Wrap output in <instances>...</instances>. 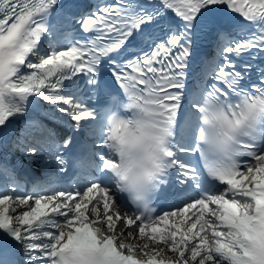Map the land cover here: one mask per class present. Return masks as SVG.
Masks as SVG:
<instances>
[{
  "label": "snow or ice",
  "instance_id": "1",
  "mask_svg": "<svg viewBox=\"0 0 264 264\" xmlns=\"http://www.w3.org/2000/svg\"><path fill=\"white\" fill-rule=\"evenodd\" d=\"M0 264H264V0H0Z\"/></svg>",
  "mask_w": 264,
  "mask_h": 264
}]
</instances>
